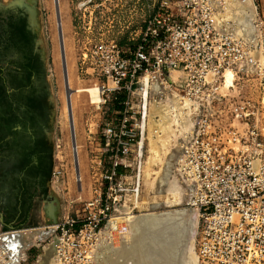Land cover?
Returning a JSON list of instances; mask_svg holds the SVG:
<instances>
[{"label": "rangeland", "instance_id": "374dc122", "mask_svg": "<svg viewBox=\"0 0 264 264\" xmlns=\"http://www.w3.org/2000/svg\"><path fill=\"white\" fill-rule=\"evenodd\" d=\"M57 1L56 5V0H0V143L4 151L0 153V225L6 232L21 233L27 230L24 232L26 233L31 229L44 228L43 232L47 233L45 238L36 240L22 250L20 257L26 256L27 260L21 264H38L45 249L52 245L54 247L56 233L55 227L51 226H55L66 216L83 213L85 203L100 191L102 170L109 166L107 155L101 150L102 133L106 123L114 118V110L120 109L124 94L117 95V98L112 96L106 103L101 100L96 105L91 102L88 92L77 91L81 88L99 87L102 83L91 64L84 62L83 54L89 53L93 45L100 41L114 39L122 46L132 45V34L149 14L147 4L142 0ZM227 5L229 9L234 8H225L220 15L221 20L230 22L236 36L250 49L252 62L243 67L244 70L238 75L232 76L231 81L237 79V83L234 88L225 92L234 101H249L254 108L264 110V0H228ZM60 27L71 90L78 168L67 110ZM179 75L175 82L170 74V80H174L176 86L182 85L181 73ZM226 77L228 79V73ZM9 89L14 90L13 99L9 96ZM172 99L176 100L174 90L163 92L158 99L156 92L150 95V115L152 108L164 109L168 100L170 102L167 104L171 105L166 107L170 108L165 107L163 111L168 115L173 112L170 118L174 119L173 115L177 111L182 113L176 114L179 120L176 116L174 121L170 120V124L173 123L172 130L170 128L167 131L172 136L164 133L163 139L158 136L160 140L156 135L164 131L159 126L163 120L160 115H153L152 118L148 114V124L150 121L153 123V120L155 124L149 125L157 124L153 127H159V132L155 135L153 129L151 131L153 127L148 125L140 194L136 198L128 195L117 206L115 217L118 219L112 220V226L109 224L105 230L94 257L96 264H122L116 254L123 243L131 239L132 224L144 215L189 209L193 218L194 211L197 217L195 229L190 227L188 230H191V236L193 234L192 253L196 255L199 264V219L197 211L191 206L194 187L192 182L184 178L179 166L182 142L193 132L195 108L178 105ZM12 100L17 101L19 116L12 114L10 117ZM177 105L184 109L181 110ZM149 106L152 108L149 109ZM184 113H188V116ZM185 119L192 124H188L190 128L179 125L185 124ZM157 140L159 141L155 143ZM167 143L169 147L165 145ZM154 147L160 154L156 156V161H159L156 164L152 161V166L149 161L157 152L152 153ZM101 158L103 163L100 165ZM169 162L173 176L176 175L182 190L175 202L168 203L165 191H160L158 185L155 187V176L156 171L163 174Z\"/></svg>", "mask_w": 264, "mask_h": 264}, {"label": "built area", "instance_id": "2783aa9c", "mask_svg": "<svg viewBox=\"0 0 264 264\" xmlns=\"http://www.w3.org/2000/svg\"><path fill=\"white\" fill-rule=\"evenodd\" d=\"M142 2L149 14L132 34V45L100 41L83 54L102 79V102L119 94L124 99L103 129L101 150L109 166L100 191L82 214L55 225V262L94 264L117 206L140 193L150 95L156 92L158 99L174 90L178 105L195 108L179 166L194 187L199 264H264V110L225 92L237 83L226 74L238 75L252 62L250 49L221 20L228 0ZM174 72L181 73L182 85L170 80ZM7 233L0 225V264L25 262L26 256L14 262Z\"/></svg>", "mask_w": 264, "mask_h": 264}, {"label": "bare ground", "instance_id": "6f19581e", "mask_svg": "<svg viewBox=\"0 0 264 264\" xmlns=\"http://www.w3.org/2000/svg\"><path fill=\"white\" fill-rule=\"evenodd\" d=\"M250 1L251 0H249V2ZM57 2L58 1L56 0V5H57ZM227 3L228 2H226V4L224 5V8L222 9V11H224L225 8H226V10H230L231 8H234V7H231L229 9V5H227ZM237 3H239V2H237ZM249 5H251V4H249ZM179 74H180L179 72H174L171 74L172 79H174L175 82L177 81V79H179L178 78L180 76ZM232 76L233 75L231 73H228V79L227 80L231 82V79L234 77V76L233 77ZM174 80H173V82H174ZM77 91L88 92L90 95V98H91V102L95 103L96 105H99V103L101 102V95H100L99 87L81 88V89H78ZM173 99H172V101H173ZM169 100H168V102H170ZM165 101H167V99ZM165 101H164V103H165ZM174 101H176V100H174ZM168 102H166L165 105L163 104V102H160V104L162 103L164 105L163 106L161 104L164 107V109H166V108L169 109L170 106L166 107L167 105H171L170 103L167 104ZM154 105H152V106H154ZM67 106H68V104H67ZM152 106H151V108H152ZM158 106H159V104H158ZM177 106H175V107H177ZM156 107H157V105H156ZM178 107L181 110H182V108L184 109L183 106H178ZM151 108L149 106V109H151ZM173 108H171V109H173ZM179 108H178V110H179ZM164 109L152 108L151 111L149 110L152 115L147 113V120L150 119V118L148 119V114L150 116H152V118H153V115H160L161 116V118L163 120L161 122L162 125L160 123H159L160 125L159 124L158 125L160 127L162 126L164 131L163 130H162L163 132L160 131L161 133H159V135H156V133L158 134V132H159L158 131L159 127L156 129L154 128L157 126V124L155 126L149 125V124H155V122L153 120H152L153 123H150L151 122L150 121L148 124L149 127L154 126L153 128H151V131L153 129L152 132L155 133V135L157 137L160 136L161 139H163L162 136L169 135V132L167 131V129H170L171 126L173 125V123H172V125L170 124L172 122V121L170 122V120L174 121L175 116L178 113V111H177V113H174V115H173L174 119H172L169 116L173 112L171 114L169 113L170 115H168L167 113H165L166 111L165 112L163 111ZM173 110H176V109H173ZM168 112H169V110H168ZM179 113H182V112L180 111ZM184 114H187V116H188V113H184ZM160 116H159V118H160ZM181 117L184 119V116H181ZM161 118H160V120H161ZM176 118L178 119L177 116H176ZM185 121H186L185 124L182 122H181L182 124H179V123L178 124L180 126H182V125L185 126V128H186V126H187V128H190L189 125H192L191 123L189 124L190 121H188L186 119H185ZM178 122H180V121H178ZM176 123H177V121H176ZM174 125H175V123H174ZM171 130H172V128H171ZM182 130L183 131L185 130L184 127ZM173 131H175V130H173ZM172 132L170 134H172ZM153 133H152V135H154ZM164 133H165V135H164ZM169 136H172V135H169ZM169 136L167 137L168 139H169ZM157 137L154 139H157ZM160 137H158L159 140H160ZM152 139L153 138H151L150 140L152 141ZM159 140L154 141V142L156 143ZM165 140L166 139H164L163 141H165ZM160 142H162V141H160ZM165 142H167V140ZM165 145L167 146L168 143ZM153 146L157 147L156 144H154ZM167 147H169V146H167ZM73 149H74V153H75V148L73 147ZM151 149H153V148H151ZM151 149H150V151H151ZM154 151H157L154 154L155 157L151 158V160L149 159L150 160L149 162L152 163V166H153V162H154V164H156L159 161V160L156 161V158H157L156 156H158L160 154V153H158L159 151L157 148H155L152 151V153H154ZM166 152H167V150H166ZM164 154H165V152H164ZM159 157H158V159H159ZM154 159H155V161H154ZM146 167H147V165H146ZM148 167H147V170H149ZM156 173H157V175L155 176V184H156L155 187H157V185H158L159 186L158 188L160 191L161 190L165 191V193L167 194L165 196L167 197L166 199L168 200V203H169V201L175 202L177 200V197H179V193H180V190H182V187L180 186L177 178L175 177L176 175L173 176L171 163L169 162V165H167L165 167L163 174L159 173L158 171H156ZM147 175H149L148 172H147ZM138 183H139L140 189H141V177L139 178ZM136 194L132 195V196H134L136 198L139 196L140 193H136ZM129 196H131V195H129ZM161 212L160 213L159 212H151L148 215H144L139 220H136L133 224L131 223L133 225V234H130V236L132 235L133 237L131 236L130 240L125 241V243H123V247L116 254L117 259L122 260V264L123 263L128 264V262H130L129 264H133V262H137L138 264H163V263H165V264H197V258L195 257L196 255H193V253H192L193 234L191 236V230H188L190 227H194V229H195V224H196V220L191 215V213H192L191 209H189L187 211L170 210V211H166V212H163V211H161ZM114 219H118V217H114ZM114 219H112V220H114ZM51 227H55V226H51ZM130 228H131V226H130ZM43 230H44V228L43 229H41V228L37 229L36 228L35 230L31 229L30 231L24 233L25 231H27V230H25L24 232L22 231L24 234H22V232L18 233L17 231L8 232L5 244L11 252V257H13V259L15 260L14 262L19 261V259H20L19 257L21 255L22 250H24L28 245L34 244L36 242V240L43 239L47 236V233H44ZM53 248H54L53 245L50 246L49 248H46V249L44 248L45 251L41 255V260L38 262V264H56ZM107 248H108V246H107ZM109 249L107 251H109ZM109 252L111 253V251H109ZM109 252H108V254H109ZM121 252H122V254H120ZM105 259L103 260L104 263H105ZM95 261H97V259ZM108 263L109 262H107V264ZM94 264H96V263H94Z\"/></svg>", "mask_w": 264, "mask_h": 264}, {"label": "water", "instance_id": "95a60500", "mask_svg": "<svg viewBox=\"0 0 264 264\" xmlns=\"http://www.w3.org/2000/svg\"><path fill=\"white\" fill-rule=\"evenodd\" d=\"M59 26H61V20L59 19ZM60 40H61V49H62V57H63V66H64V74H65V83L67 87V103H68V111H69V118L71 124V131H72V139H73V147L75 148V160L77 164V168L79 167L78 163V155H77V144H76V136H75V128H74V120H73V112H72V104H71V90L69 89V80L67 75V65L65 60V49L63 44V33L60 27ZM56 238L54 240V255L56 253ZM165 264V263H163Z\"/></svg>", "mask_w": 264, "mask_h": 264}, {"label": "trees", "instance_id": "16d2710c", "mask_svg": "<svg viewBox=\"0 0 264 264\" xmlns=\"http://www.w3.org/2000/svg\"><path fill=\"white\" fill-rule=\"evenodd\" d=\"M0 90H1V88H0ZM13 92H14V90H10V89H9V91H8L9 96H10L11 98H12ZM4 93L6 94V92H4ZM10 93H11V94H10ZM6 95H8V94H6ZM12 99H13V98H12ZM16 102H17V101H16ZM16 102H15V100H12V105H13V106L10 105V107H11L10 109H13V115H14V113H15V111H14L15 109H14V108H16V105H17Z\"/></svg>", "mask_w": 264, "mask_h": 264}, {"label": "flooded vegetation", "instance_id": "af4514ba", "mask_svg": "<svg viewBox=\"0 0 264 264\" xmlns=\"http://www.w3.org/2000/svg\"><path fill=\"white\" fill-rule=\"evenodd\" d=\"M12 105V104H11ZM13 106V105H12ZM15 110V113H14V116L16 117V116H19V113L17 112V109L16 108H14ZM11 111H12V113L10 114V117H12L11 115L13 114V109H11ZM9 117V116H8ZM3 149V147H2V145H1V143H0V153H3L4 151L2 150Z\"/></svg>", "mask_w": 264, "mask_h": 264}, {"label": "crops", "instance_id": "0c3cea01", "mask_svg": "<svg viewBox=\"0 0 264 264\" xmlns=\"http://www.w3.org/2000/svg\"><path fill=\"white\" fill-rule=\"evenodd\" d=\"M145 148H146V146H145ZM193 214H194V218H195V220H196V223H197V219H196V218H197V217H196V212L194 211V212H193ZM196 225H197V224H196Z\"/></svg>", "mask_w": 264, "mask_h": 264}]
</instances>
